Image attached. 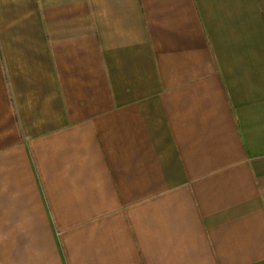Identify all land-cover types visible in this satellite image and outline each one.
Wrapping results in <instances>:
<instances>
[{
	"label": "crops",
	"instance_id": "obj_1",
	"mask_svg": "<svg viewBox=\"0 0 264 264\" xmlns=\"http://www.w3.org/2000/svg\"><path fill=\"white\" fill-rule=\"evenodd\" d=\"M0 264H264V0H0Z\"/></svg>",
	"mask_w": 264,
	"mask_h": 264
}]
</instances>
